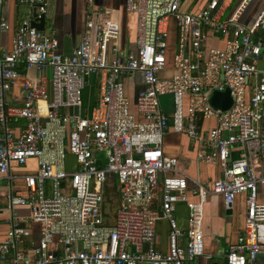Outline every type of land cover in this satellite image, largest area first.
Here are the masks:
<instances>
[{
	"label": "built area",
	"instance_id": "built-area-1",
	"mask_svg": "<svg viewBox=\"0 0 264 264\" xmlns=\"http://www.w3.org/2000/svg\"><path fill=\"white\" fill-rule=\"evenodd\" d=\"M182 1L126 0V12L137 17L135 52L117 50L119 26L90 11L79 44L65 56L53 31L32 26L48 14L49 0H18L30 15L20 23L11 51L0 52V176L9 207L0 264H187L204 255L203 206L210 194L221 196L227 209L245 195L243 232L228 245L226 264H263L258 255L264 253V204L258 195L264 185V7L246 26L239 19L252 0H241L225 20L231 0H207L196 14L182 11ZM86 5L91 8L94 0ZM170 19L176 23V73L162 78ZM8 30L0 16V31ZM208 33L223 47H209ZM22 64L39 73L49 70L50 79H26L23 103L14 107L5 95ZM136 74L144 83L135 100L141 121L130 112L126 94V81ZM90 77L97 81L98 98L84 115ZM226 90L231 107L214 109L210 97ZM164 96L172 98L170 114L161 109ZM17 120L25 122L18 136L9 127ZM204 123L210 124L206 130ZM169 133L197 144V164L219 165L221 177L211 188L164 154ZM29 160L37 164L35 173L13 172ZM109 180L119 186V203L114 224L105 226ZM16 181L24 196L16 193ZM176 202L187 207L186 230L173 216ZM17 207L28 215L20 217ZM161 221L168 226L167 251L155 248Z\"/></svg>",
	"mask_w": 264,
	"mask_h": 264
},
{
	"label": "crops",
	"instance_id": "crops-1",
	"mask_svg": "<svg viewBox=\"0 0 264 264\" xmlns=\"http://www.w3.org/2000/svg\"><path fill=\"white\" fill-rule=\"evenodd\" d=\"M207 0H183L181 10L192 14L198 13L206 4ZM126 0H94V5L88 8L86 0H49L48 14L45 16L44 31H53L58 41V53L60 55H69L79 44L83 33L85 32L87 16L90 11H100L102 19H108L117 24L120 29V34L114 46L117 50L122 52H135L136 51V32H137V17L130 14L125 10ZM230 6V5H229ZM264 7L263 5L258 9L250 12L245 11L240 16L239 22L250 26L259 12ZM229 9V7H228ZM227 9V10H228ZM247 9V8H246ZM226 13V12H225ZM225 13L222 20L226 18ZM30 15V9L24 5H20L18 0H4L0 6V16L3 17L8 26L7 32L0 31V52L8 53L13 46L14 35L20 23ZM170 27L176 30V23L174 19H170ZM168 32V69L161 74L162 78L171 77L176 73L171 67L172 56L176 49V39L172 44L169 43ZM207 45L209 47H223L221 42L216 36L210 33L207 35ZM169 51L170 52L169 54ZM19 78L15 84L5 95V101L8 105L20 107L23 103L21 90L26 79L36 80L40 77L46 81L50 79L49 70H44L41 73L35 69H26L22 64L18 68ZM95 79V78H94ZM89 85L84 90L90 91L95 89L96 84L93 79L88 80ZM93 85V86H92ZM97 87V84H96ZM144 87L143 77L140 74L132 79L126 81V94L130 102V112L135 116L138 121L141 117L138 116L135 109V100L138 92ZM94 106L96 100H93ZM89 101V102H91ZM161 109L164 113L170 114L173 111L172 98L164 96L160 98ZM83 105V104H82ZM92 106V107H93ZM82 111V110H81ZM25 122L15 121L9 124L13 133L18 136L24 129ZM209 123H204L205 130L208 128ZM163 152L166 156L173 157L179 160L180 169L186 172L192 178H198L202 183L206 184L209 188L212 187L214 181L221 177V170L219 165L208 166L196 163L197 144L185 134L169 133L164 137ZM71 159L70 157H68ZM37 164L34 160H29L24 166H13V172L16 174H30L35 173ZM0 182L4 184L3 179ZM16 193L24 196V188L22 182L16 181ZM5 185L0 187V196L6 198ZM261 193L258 195V201L264 204V185L260 187ZM191 201H197L196 197L189 196ZM7 201V198H6ZM8 207V202H7ZM28 209L17 207L16 213L20 217H25L22 212ZM173 216L175 217L178 227L181 230L187 229L188 210L183 202H176L173 209ZM246 216V203L245 195L237 196L235 202L230 209L224 205L223 198L217 195H208L203 206V235H204V255L197 258L195 261L187 264H226L225 253L229 244L236 241L237 237L243 232L244 220ZM9 218V207L6 212L0 210V244L4 241L6 233L9 229L7 219ZM32 234L35 241L39 240V226L32 225ZM184 240H180V244L184 245ZM155 248L161 251H167L168 248V226L165 222L161 221L156 227ZM264 255V253H262ZM264 264V258L260 259Z\"/></svg>",
	"mask_w": 264,
	"mask_h": 264
},
{
	"label": "rangeland",
	"instance_id": "rangeland-1",
	"mask_svg": "<svg viewBox=\"0 0 264 264\" xmlns=\"http://www.w3.org/2000/svg\"><path fill=\"white\" fill-rule=\"evenodd\" d=\"M240 1L241 0H231L229 9L225 13V16H224L225 18H228L230 16V14L233 12V10L236 8V6L239 4ZM263 3H264V0H252L250 2V4L248 5L245 13L249 14L250 12H253L254 10H258L263 5ZM176 37H177L176 30L172 31V29L170 27L169 43L172 44V42H175ZM170 52H172V51H169V54H170ZM91 79H93L94 82L97 84V81L94 79V77H90V80ZM96 84H94L95 89L91 90L90 93L88 90H86L82 96V104L83 105H82L81 110H82V113L84 115L89 114V112L92 109V106H93L92 101H91L92 97H93L94 101L97 100V98H98V89L96 87ZM89 101H91V102H89ZM260 127L262 129H264V121L261 123ZM107 184H108L109 188H114L118 192L119 186H118L117 182L113 183V181L109 180V182ZM2 185H4V184L2 182H0V187H2ZM259 193H261L260 188H259ZM104 209L106 212V216L103 218V223L105 226H112L114 224V219H115L114 215H115V212L117 210V206L109 207L108 205H105ZM0 210L3 212H6L8 210L6 198L3 196H0ZM22 215L27 216L28 215L27 210L24 209V211L22 212Z\"/></svg>",
	"mask_w": 264,
	"mask_h": 264
},
{
	"label": "water",
	"instance_id": "water-1",
	"mask_svg": "<svg viewBox=\"0 0 264 264\" xmlns=\"http://www.w3.org/2000/svg\"><path fill=\"white\" fill-rule=\"evenodd\" d=\"M45 16H42L39 20L33 21L32 26L39 31L44 30ZM210 105L217 110L226 111L232 105V99L228 90L224 92H214L209 100ZM74 115L78 114V110L74 109ZM258 258H264L263 254H259Z\"/></svg>",
	"mask_w": 264,
	"mask_h": 264
},
{
	"label": "trees",
	"instance_id": "trees-1",
	"mask_svg": "<svg viewBox=\"0 0 264 264\" xmlns=\"http://www.w3.org/2000/svg\"><path fill=\"white\" fill-rule=\"evenodd\" d=\"M104 206L108 205L109 207L118 206L119 203V189L118 192L114 188L106 187L105 194H104ZM105 212V209L103 207ZM106 216V212H105Z\"/></svg>",
	"mask_w": 264,
	"mask_h": 264
}]
</instances>
